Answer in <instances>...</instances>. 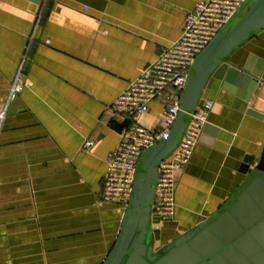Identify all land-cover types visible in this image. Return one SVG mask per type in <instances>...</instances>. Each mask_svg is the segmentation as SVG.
Instances as JSON below:
<instances>
[{
    "label": "crops",
    "instance_id": "obj_1",
    "mask_svg": "<svg viewBox=\"0 0 264 264\" xmlns=\"http://www.w3.org/2000/svg\"><path fill=\"white\" fill-rule=\"evenodd\" d=\"M197 1L0 0V264L103 262L126 211L102 198L130 123L111 104L180 37ZM230 59L260 68L258 85L249 98L236 84L208 93L212 111L175 173V216L156 246L217 210L245 178V158L262 152L264 28ZM17 77L24 89L11 95ZM167 105L155 97L138 121L158 129Z\"/></svg>",
    "mask_w": 264,
    "mask_h": 264
},
{
    "label": "water",
    "instance_id": "obj_2",
    "mask_svg": "<svg viewBox=\"0 0 264 264\" xmlns=\"http://www.w3.org/2000/svg\"><path fill=\"white\" fill-rule=\"evenodd\" d=\"M243 4L196 57L180 92L181 109L169 137L142 155L129 207L101 264H264V146L254 164L245 158L241 169L246 176L226 202L161 246H156L161 222L152 211L159 165L180 142L189 112L201 98L211 99L208 93L215 84L245 86L247 98L258 85L260 68L253 70L250 59L243 64L230 59L245 40L264 28V0ZM257 115L264 119V114Z\"/></svg>",
    "mask_w": 264,
    "mask_h": 264
},
{
    "label": "built area",
    "instance_id": "obj_3",
    "mask_svg": "<svg viewBox=\"0 0 264 264\" xmlns=\"http://www.w3.org/2000/svg\"><path fill=\"white\" fill-rule=\"evenodd\" d=\"M246 0H198L187 14L180 37L164 48L141 74L132 80L111 104L130 123L120 133V141L108 158L102 198L122 204L127 209L132 197L135 176L144 152L167 139L181 109L180 92L184 89L196 57L223 29ZM24 84L17 77L11 95L21 92ZM168 100L158 129L149 128L138 117L149 109L157 96ZM213 101L207 99L189 112L188 124L176 148L159 165L152 211L160 222L172 220L176 208L175 173L190 162L202 128L208 121ZM93 143L88 140L87 147Z\"/></svg>",
    "mask_w": 264,
    "mask_h": 264
},
{
    "label": "rangeland",
    "instance_id": "obj_4",
    "mask_svg": "<svg viewBox=\"0 0 264 264\" xmlns=\"http://www.w3.org/2000/svg\"><path fill=\"white\" fill-rule=\"evenodd\" d=\"M249 3V2H248ZM248 3H245V4H243V9H245L246 7H247V4ZM140 163V162H139ZM141 167H142V162L138 165V171L141 169Z\"/></svg>",
    "mask_w": 264,
    "mask_h": 264
},
{
    "label": "trees",
    "instance_id": "obj_5",
    "mask_svg": "<svg viewBox=\"0 0 264 264\" xmlns=\"http://www.w3.org/2000/svg\"><path fill=\"white\" fill-rule=\"evenodd\" d=\"M129 120H131V119H129Z\"/></svg>",
    "mask_w": 264,
    "mask_h": 264
}]
</instances>
